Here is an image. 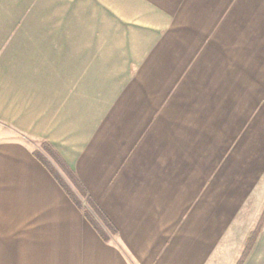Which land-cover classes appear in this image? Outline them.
I'll use <instances>...</instances> for the list:
<instances>
[{
  "label": "crops",
  "instance_id": "crops-1",
  "mask_svg": "<svg viewBox=\"0 0 264 264\" xmlns=\"http://www.w3.org/2000/svg\"><path fill=\"white\" fill-rule=\"evenodd\" d=\"M263 171L264 0H0V264H214Z\"/></svg>",
  "mask_w": 264,
  "mask_h": 264
},
{
  "label": "rangeland",
  "instance_id": "rangeland-1",
  "mask_svg": "<svg viewBox=\"0 0 264 264\" xmlns=\"http://www.w3.org/2000/svg\"><path fill=\"white\" fill-rule=\"evenodd\" d=\"M189 18V17H188ZM215 18H217V15H215ZM222 18V17H221ZM191 19V17H190ZM209 21V20H208ZM208 21L204 19H193L192 23L196 26H201L202 32L204 34L208 33H214L216 38L219 36L220 40L224 38L225 32H223V29L220 28L219 30H214L218 26V22H213V24H209ZM231 24V25H230ZM230 27L232 28L234 25L232 21L230 22ZM228 28V25L227 27ZM218 32V33H217ZM231 35H233L235 32L233 30L228 31ZM229 36V37H228ZM228 38H232L230 35L227 34ZM215 38V39H216ZM196 42V43H195ZM232 39H230L229 44H231ZM181 47L173 48L175 50L174 54V64L166 63V78H165V84L162 85V89H160V93H163L167 91L169 88L168 85H171V82L174 81V77L176 75H179V71H177L178 67L181 66V69L183 71L188 70V67H186L185 62L186 59L189 60V58L194 54V52L198 49L200 50L199 46L202 45V41H194L193 44L190 46H185V42L181 41ZM189 44V42H188ZM226 42H223V45L221 48L225 50ZM233 49L230 48L228 51H232ZM181 76H184V72L181 74ZM167 85V86H166ZM160 86V87H161ZM151 88L156 90V83H154ZM175 87H182L181 85H175ZM175 87H172V90L176 89ZM150 88V89H151ZM171 89V87H170ZM247 90H249L246 87ZM234 95L236 96V101L238 102V95L237 91H234ZM118 116L120 114L118 113ZM138 120L142 121V117H140ZM119 125L123 123L122 120H119ZM139 124V123H138ZM123 126V125H122ZM119 129V128H118ZM134 137L137 136V134L134 132ZM119 138H124V135L119 136ZM130 138V136H129ZM43 146V145H41ZM43 150L47 149L46 147H41ZM47 152L46 150H44ZM48 153V152H47ZM50 157H52V160L56 166L55 172L57 176L66 184L71 191L77 196V198H80V193L78 190H76L75 185H73V181L71 180V177L68 175V173L65 171V169L59 164V162L56 161V159L49 154ZM48 160V159H47ZM74 191H73V190ZM91 207V206H90ZM87 206V209L91 210V208ZM86 208V207H85ZM264 209V171L253 185L252 189L247 193V196L243 202V205L238 210L237 214L231 218V220L227 221L224 224L222 236L220 237V242L217 244L214 254V264H235L237 258L239 257L240 253L242 252V248H244L246 237L249 235V232H251L255 226L258 218H260V215ZM92 211V210H91ZM248 234V235H247ZM248 263H254V264H264V226L263 230L258 237V239L255 242L254 249L250 255V258L248 260Z\"/></svg>",
  "mask_w": 264,
  "mask_h": 264
},
{
  "label": "trees",
  "instance_id": "trees-1",
  "mask_svg": "<svg viewBox=\"0 0 264 264\" xmlns=\"http://www.w3.org/2000/svg\"><path fill=\"white\" fill-rule=\"evenodd\" d=\"M48 152L65 169V171L71 177V180L73 181V183H74L75 187L77 188V190L83 195V197H85V195H86L85 190L83 189L82 185L77 181V179L75 178L73 173L67 168V166H65V164L63 162H61L59 157L56 155V153L52 149L48 148ZM54 175L57 178L58 182L65 188V190L67 191V193L69 194L71 199L75 200L72 192L67 187H65L64 182L62 180H60V178L57 176V174L54 173ZM263 226H264V209H263V211H262V213L260 215L259 220L257 221V224H256L255 228L251 232H249V235L246 238L245 245H244V248L242 250V253H241L240 257L238 258V260L236 261L235 264H243L244 263L245 258L247 257V255L251 251L253 245L255 244L256 239H257L258 235L260 234Z\"/></svg>",
  "mask_w": 264,
  "mask_h": 264
}]
</instances>
